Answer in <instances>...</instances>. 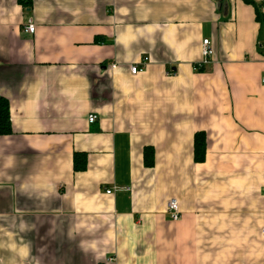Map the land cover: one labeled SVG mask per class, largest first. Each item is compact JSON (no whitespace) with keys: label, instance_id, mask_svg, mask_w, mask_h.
I'll return each instance as SVG.
<instances>
[{"label":"crops","instance_id":"0c3cea01","mask_svg":"<svg viewBox=\"0 0 264 264\" xmlns=\"http://www.w3.org/2000/svg\"><path fill=\"white\" fill-rule=\"evenodd\" d=\"M251 1L0 0V264H264V0Z\"/></svg>","mask_w":264,"mask_h":264},{"label":"trees","instance_id":"16d2710c","mask_svg":"<svg viewBox=\"0 0 264 264\" xmlns=\"http://www.w3.org/2000/svg\"><path fill=\"white\" fill-rule=\"evenodd\" d=\"M18 4L25 9H32L33 0H17ZM247 4H252L251 0H243ZM260 7H264L262 4ZM259 9V8H258ZM258 19L260 20V14L258 12ZM12 133L11 124V113H10V103L7 99L0 96V136L10 135ZM206 135L204 133H197L194 140V161L196 163H203L206 159V149H207ZM154 155L155 151L153 148L148 147L144 152L145 165L148 168L154 166ZM81 166L76 161L75 170L82 171L86 168V162L84 156H81ZM77 158V157H76ZM79 159V158H78ZM77 159V160H78Z\"/></svg>","mask_w":264,"mask_h":264},{"label":"built area","instance_id":"2783aa9c","mask_svg":"<svg viewBox=\"0 0 264 264\" xmlns=\"http://www.w3.org/2000/svg\"><path fill=\"white\" fill-rule=\"evenodd\" d=\"M25 32L28 34H35L36 32V26L33 22L32 19H29L26 26H25ZM213 48H212V43L210 40L205 39L203 40L202 43V61L196 65L195 69L196 70H201L203 67H205L206 65H209L211 63L212 57H213ZM148 60H144L142 61V63L138 64V65H133L130 68V72L133 76H136L137 74H139L140 72H143L148 64ZM113 68H116V65L113 64L112 65ZM262 85L264 86V76L262 77ZM98 119V117L94 114L89 116V122L90 123H94L96 122V120ZM117 188H113L111 190H107V194H112L113 192L117 191ZM168 215L170 216V219L174 222H178L181 217H182V213L180 210V206H179V202L176 199H171L168 202ZM262 237L264 238V228L262 230Z\"/></svg>","mask_w":264,"mask_h":264},{"label":"rangeland","instance_id":"374dc122","mask_svg":"<svg viewBox=\"0 0 264 264\" xmlns=\"http://www.w3.org/2000/svg\"><path fill=\"white\" fill-rule=\"evenodd\" d=\"M209 40V39H208Z\"/></svg>","mask_w":264,"mask_h":264}]
</instances>
